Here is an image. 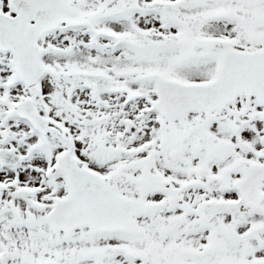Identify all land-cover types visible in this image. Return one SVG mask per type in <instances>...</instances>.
Instances as JSON below:
<instances>
[{
	"label": "snow or ice",
	"instance_id": "1",
	"mask_svg": "<svg viewBox=\"0 0 264 264\" xmlns=\"http://www.w3.org/2000/svg\"><path fill=\"white\" fill-rule=\"evenodd\" d=\"M0 264H264V0H0Z\"/></svg>",
	"mask_w": 264,
	"mask_h": 264
}]
</instances>
